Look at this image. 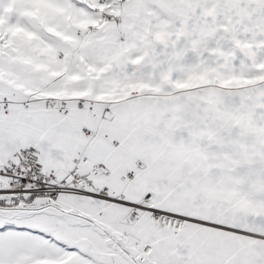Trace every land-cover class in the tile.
Wrapping results in <instances>:
<instances>
[{
  "label": "snow or ice",
  "instance_id": "1",
  "mask_svg": "<svg viewBox=\"0 0 264 264\" xmlns=\"http://www.w3.org/2000/svg\"><path fill=\"white\" fill-rule=\"evenodd\" d=\"M0 264H264V0H0Z\"/></svg>",
  "mask_w": 264,
  "mask_h": 264
}]
</instances>
